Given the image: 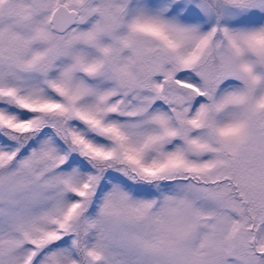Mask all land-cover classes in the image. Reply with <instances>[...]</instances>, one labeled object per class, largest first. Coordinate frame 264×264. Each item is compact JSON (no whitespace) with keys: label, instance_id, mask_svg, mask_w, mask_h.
Instances as JSON below:
<instances>
[{"label":"snow or ice","instance_id":"obj_1","mask_svg":"<svg viewBox=\"0 0 264 264\" xmlns=\"http://www.w3.org/2000/svg\"><path fill=\"white\" fill-rule=\"evenodd\" d=\"M0 264H264V0H0Z\"/></svg>","mask_w":264,"mask_h":264}]
</instances>
